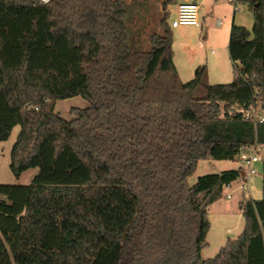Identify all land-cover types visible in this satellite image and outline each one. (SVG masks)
I'll return each instance as SVG.
<instances>
[{
  "label": "trees",
  "instance_id": "obj_1",
  "mask_svg": "<svg viewBox=\"0 0 264 264\" xmlns=\"http://www.w3.org/2000/svg\"><path fill=\"white\" fill-rule=\"evenodd\" d=\"M172 1L145 50L126 0H0V141L20 125L11 170L39 168L0 183V264H264V161L263 197L242 202L245 228L214 258L208 207L243 171L190 181L200 160L264 144V121L233 111L264 109V0H245L253 29L233 24L236 73L219 84L206 65L181 79ZM74 96L89 106L68 120L55 106Z\"/></svg>",
  "mask_w": 264,
  "mask_h": 264
},
{
  "label": "rangeland",
  "instance_id": "obj_2",
  "mask_svg": "<svg viewBox=\"0 0 264 264\" xmlns=\"http://www.w3.org/2000/svg\"><path fill=\"white\" fill-rule=\"evenodd\" d=\"M179 1L181 0H173L168 4L167 20L170 26L172 20L177 16V2ZM126 4L128 10L126 25L131 38L145 33V42H148L147 38L150 35L158 32V30H163L161 20L164 16V8L163 3L160 4V0H126ZM217 5L227 11L225 17L221 16V19L223 18L222 25H217L216 20L214 21L211 17H206L205 22L200 18L201 26L199 27L180 25L174 28L171 26L173 32V51L182 74L186 78L185 82L192 80L194 77L192 73H190L191 77H185L187 76L185 75L187 71L183 70L182 64L184 62L187 64L188 59L192 65L196 64L197 68L199 64L206 65L208 71L207 81L209 84L229 83L234 80L236 66L229 54L231 26L234 24V2L217 0ZM235 24L245 26L249 30L253 29L254 15L246 1H238ZM141 49H144V47H141ZM199 60L202 63H198ZM203 93V90L199 92V94ZM87 106H89L88 100L82 96H74L58 100L55 111L63 118L69 120L74 117L71 113L73 107L84 108ZM20 130L21 126L16 125L10 137L7 140L0 141V183L28 185L39 171L38 167H32L24 171L20 177H16L11 170V152ZM260 155L262 156V161L255 164L258 174L250 179L252 188L251 194L247 198L261 199L263 197L264 147L260 149ZM240 165L237 158L222 160L213 158L202 159L199 161L190 181L194 182L199 176L204 174L219 173L223 170L240 167ZM237 184L238 181L234 182L233 186L224 188L220 198L208 207L210 229L207 235V245L201 252L203 259L214 258L220 251L221 242L225 238L229 236L235 238L236 234H240L245 228L246 219L237 203L240 197H245V194L237 189ZM229 193L232 194L231 198L227 196ZM2 198L6 199L5 196H2Z\"/></svg>",
  "mask_w": 264,
  "mask_h": 264
},
{
  "label": "built area",
  "instance_id": "obj_3",
  "mask_svg": "<svg viewBox=\"0 0 264 264\" xmlns=\"http://www.w3.org/2000/svg\"><path fill=\"white\" fill-rule=\"evenodd\" d=\"M237 4L238 0H230ZM180 25H194L201 26L200 19V6L195 2H182L178 5L177 16L172 20L171 26L178 27ZM38 109V106L35 107ZM233 111L243 113L245 119H249L256 122L264 121V111L259 103H253L248 108L233 107ZM264 147V144L255 143L249 146H243L236 156L241 164L243 175L238 178L237 189L240 190L245 196L251 194L252 182L251 177L258 174V170L255 167L257 162L262 161L260 155V149ZM233 186V182L225 187ZM228 198L232 197L229 193Z\"/></svg>",
  "mask_w": 264,
  "mask_h": 264
},
{
  "label": "crops",
  "instance_id": "obj_4",
  "mask_svg": "<svg viewBox=\"0 0 264 264\" xmlns=\"http://www.w3.org/2000/svg\"><path fill=\"white\" fill-rule=\"evenodd\" d=\"M230 1V0H229ZM238 1H245V0H238ZM182 2H195V3H197V4H199V6H200V18H202V20H203V22H205V20H206V17L208 18V17H211L212 19H214V21L216 20V24L217 25H222V19H221V16H226V14H227V11H225V9L223 8V7H218V5H217V0H181V1H179V2H177V10H178V5L180 4V3H182ZM163 3V0H160V4H162ZM202 9H203V11H202ZM177 10H176V12H177ZM238 11V2H237V4H235L234 3V13H233V16H234V20H233V23L235 24V15H236V12ZM185 26H187V25H185ZM202 26H203V24H202ZM232 26H233V24H232ZM232 26H231V29H232ZM179 27V26H178ZM174 28H177V27H174ZM163 32V30L161 31V30H158V32H155V33H162ZM145 34V33H144ZM144 34H142L141 36H139V35H137V36H134L133 38H131V34H130V32L128 31V41H129V43L131 44V45H133L134 47H136V48H141V47H144V49L145 50H147V49H149L150 47H151V42H150V37H151V35L147 38L148 39V42H145V40H146V37H145V35ZM133 43V44H132ZM229 54H230V51H229ZM173 58H174V62H175V65H176V67H177V69H178V72H179V74H180V76H181V79L185 82V79L186 78H184V76H183V74H182V71H181V69H180V66L178 65V62L176 61V59H175V54H174V51H173ZM230 58H231V56H230ZM232 60V59H231ZM207 61H209V60H207ZM233 61V60H232ZM198 63H202V62H200V60H199V62ZM183 66V70H185V71H187V74H185V75H187V76H185V77H191L190 75V73H192V75L193 74H195V71H196V69H197V66H196V64H191L190 63V60L188 59V61H187V64H185V62L182 64ZM200 65H202V64H199V66ZM190 81V80H189ZM188 82V81H187ZM13 131V130H12ZM21 131V130H20ZM19 135V134H18ZM18 138V137H17ZM262 157V156H261ZM232 169H241L242 170V167H241V165H240V167H236V168H232ZM234 182H236V181H234ZM233 182V183H234ZM224 188H226V187H224ZM251 188H252V186H251ZM245 199H247V196H245V197H243V198H239L238 199V201H237V203H238V205H239V208H240V211L242 212V209H241V204H242V202L245 200ZM228 231H229V229H228ZM243 232V231H242ZM242 232H240V234L242 233ZM238 233V232H237ZM240 234H236L237 236H235V238H237ZM235 238H231V236H229V237H227V238H225V240H223L222 242H221V248L223 247V246H225L226 245V243L228 242V240L229 239H235Z\"/></svg>",
  "mask_w": 264,
  "mask_h": 264
}]
</instances>
